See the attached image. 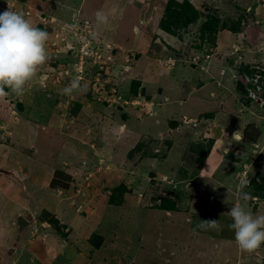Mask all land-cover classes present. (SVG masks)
<instances>
[{"label": "rangeland", "instance_id": "374dc122", "mask_svg": "<svg viewBox=\"0 0 264 264\" xmlns=\"http://www.w3.org/2000/svg\"><path fill=\"white\" fill-rule=\"evenodd\" d=\"M46 2L0 0V12L11 5L49 33V59L38 69L37 77L25 85L22 94L5 88L8 95L0 97V264H43L26 250V241L37 231L59 251L53 264H264V244L253 252L241 250L228 215L234 204H245L237 197L240 181L264 171V119L256 116L255 105L241 120L259 123V142L255 146L231 144L214 175L192 178V187L185 181L196 174L206 151L209 155L213 151L212 158L218 157L221 137L200 142L191 127L181 136H165L168 118L180 114L176 110L178 90H189L193 78L217 69L216 61H244L264 54V0H229L226 10L216 9L221 22L229 17L234 21L243 17V21L237 35L227 29L218 33L217 52L210 54L212 68L205 61L197 63L198 55L191 58L199 43L197 26L181 38L162 33L159 42L153 35L135 37L132 23L141 29L142 20L131 6L127 15L116 16L115 0ZM97 3L104 4L97 8L107 15L106 24L96 22L93 9ZM82 4L81 15L76 9ZM150 22L154 23V14ZM245 25L244 33L249 29L251 37H239ZM113 27L115 34L110 32ZM257 31H261L259 37ZM143 33L141 29L139 34ZM110 41L126 49L114 48ZM149 45L150 54L174 72L161 76L152 72L155 68L150 61L154 60L145 53ZM73 79L80 80L87 91L63 94ZM215 79L219 88L212 99L224 102L216 117L227 131L236 126L230 111L238 103L221 88L225 84L220 81L222 76ZM133 81H142L140 87L150 99L138 96L133 102L126 101ZM191 102L187 101L190 109ZM76 103L78 114L74 116ZM123 114L127 120L122 119ZM164 136V141L172 143L165 160L161 154L139 160V152L132 151L142 142L143 148L165 153ZM131 151L140 161L139 167L132 165ZM58 170L69 175L67 187H55ZM162 175L169 182L162 180ZM121 183L131 191L124 192L122 204H109V196ZM244 190L253 192L252 188ZM159 196L176 200L180 211L154 207ZM252 197L256 198L248 201L246 208L254 215L264 214V196ZM18 213L30 223L21 234L16 224ZM53 216L60 219L66 238H60ZM209 219L220 221L219 231L196 228L200 220ZM93 235L102 237L99 248L90 241Z\"/></svg>", "mask_w": 264, "mask_h": 264}, {"label": "crops", "instance_id": "0c3cea01", "mask_svg": "<svg viewBox=\"0 0 264 264\" xmlns=\"http://www.w3.org/2000/svg\"><path fill=\"white\" fill-rule=\"evenodd\" d=\"M55 1L57 2V0ZM98 1L103 2V0H98ZM165 1L166 0H115L116 7L114 10V13H116L115 14L116 16L118 15V13H121V17H122L124 15H127L126 12L128 11L129 6L133 7L134 9L131 11H135V14H138L139 21L142 20L141 22H142L143 28L141 27V29L144 32L143 34H139V31H141V29L138 27V23H132V28L134 27L135 37H138V36L146 37L147 35H153L154 37L156 36L155 38L159 39L160 37H164V35L162 34L164 33V31H162L159 28L158 22H159L160 17L163 14V7L161 8V6H163V3ZM177 1H182V0H177ZM189 1L196 9H199V10L203 9L206 4L214 9L226 10L227 8H224V7L228 6V2H229V0H189ZM230 1L235 2L236 0H230ZM52 2L53 0L51 1L47 0L46 3L50 5L52 4ZM102 5L104 4L97 3V5L94 6V9H93L94 15L97 11H100L99 8H102ZM97 6L99 8H97ZM83 8L84 6L82 4L79 7V9L77 8L76 10L77 11L79 10L78 11L79 14L82 15ZM71 12L69 13L70 15H71ZM153 14H154V23L152 24L150 20ZM72 15H74V13H72ZM89 22L91 24H94L91 20ZM151 25H152V29L150 28ZM148 28L151 29V32L148 31ZM110 32H113V34H115L116 32L115 27H113L112 29L110 28ZM228 32L231 33L230 31ZM260 32L261 31L259 32L257 31L258 37H259ZM169 37H173V36H169ZM218 37H219V34H218ZM240 37H251V36H250V33H246L245 35L242 33ZM159 42H160V39H159ZM109 43L114 44L115 46L114 48L126 49L125 46H119L117 42L110 41ZM131 47L134 48L132 44H131ZM141 51L144 52V49H141ZM145 53L148 55V58L152 57V59L154 60V61H150V64H152L151 66L155 68V69H152V72H155L158 76H161L165 72L167 73V71H171V69H168L165 66V63L163 62V60L158 59V56L155 58L153 57L152 54H150L151 53L150 45L149 47L146 46ZM220 53H223V52H220ZM258 56L260 57L262 55H258ZM250 57H251L250 60L245 58L246 60L244 59L243 62L245 63L251 62L253 58H257L256 56H253V55H251ZM216 62H217V69H218L219 66L222 64V61L220 60ZM212 63L214 62L210 61V66H209L210 68H212L211 67ZM194 68H197V67H194ZM217 69L212 68L210 69V71L208 70L207 74L203 72V74L205 75H202L201 77H198V78H193V81L195 82L189 86V90H186L185 92H183L182 90L180 92L178 90L176 110L180 111V114L171 116L170 118H168V122H167V125L169 124L170 121H176V123H179L176 127L173 128L172 126H170L165 131V134H166L165 136L170 137V138H172L171 135L176 136L178 134V136H181L185 131L187 130L190 131V127H191V130L195 133L194 137L196 138L197 141H200V142L205 138H207L208 140L212 139L211 136L221 137V139L217 143L219 147L218 152L220 151V153H218V157L215 155V157L212 158L211 155L213 154V151L210 152V155H209V152L207 153L206 151V155L204 159L200 161L198 164L196 174L191 175L185 181L186 186L188 188L195 185L193 183L194 179L191 180L192 178H195V177L196 178H210L214 175L217 168L220 166V162L223 160L224 155H226V152L228 151L227 149H229L228 147L231 146V144L242 143V145H245V146L246 145L252 146V145H256V143L259 142L261 138V131L258 125L259 123H256L257 121H255L254 119H251V120L245 119V121L241 120V118L243 119V117L245 116L246 112L249 111V107H251L253 103L246 104L244 96L240 95L238 91L237 84L233 82L232 80H230L228 75L225 77L222 76V79L220 81L223 80L226 86L225 84H221L222 85L221 88H223V90L227 89L234 96V98L236 99L235 103H238V107L235 108L234 111H230L231 114L235 117L236 126H232L228 128L229 130L227 131H229V133L223 129V127L225 126L223 122H220V118L217 119L216 113L222 112L224 108V102L221 100L212 99L213 97H215V92H214L215 88L216 89L219 88L218 85H216V82L218 80L215 79L216 76L219 74L217 73L213 74V72H216ZM174 70L175 69L173 68L172 71L174 72ZM141 82L142 81H140V83ZM144 85L145 84H142V86ZM178 87L180 88V86ZM140 97L143 98L144 96L140 95ZM127 99L126 101L130 102V99L129 100ZM143 99L148 100L145 97ZM190 100H192L191 103L193 104L191 109H190V105H188L187 103V101L189 102ZM212 100H216L217 102L215 101V103L212 105L211 104L213 102ZM184 109H186L187 111H185ZM235 132L239 134V137L238 135L233 136ZM226 135H228L227 138H226ZM165 136L162 138V140L163 139L165 140ZM168 143L169 144L167 145L168 147L166 146L167 148L165 150V154L169 150V148L172 147V143L171 142H168ZM211 148L214 149L215 146H212ZM214 151H215L214 153H216V148L214 149ZM162 158H164L165 160L166 155L165 157H162ZM153 163L154 162H151V166H154L156 168V165ZM161 178H165L166 180L168 179L166 175H162ZM69 180L70 178L68 174L65 173V171L60 172L59 174L55 175V179H54L55 187H59L60 185L62 186L66 185L68 184ZM167 182L169 181L167 180ZM18 214H21V213H18ZM40 225L42 226V228H45L44 226H46V225H43L42 222L40 223ZM60 238L63 239V236H60ZM26 250H28L32 256H34L36 259L41 261L43 264H53L54 261L59 256L58 249L45 239L43 233L39 234L38 231L26 241Z\"/></svg>", "mask_w": 264, "mask_h": 264}, {"label": "clouds", "instance_id": "9594fccd", "mask_svg": "<svg viewBox=\"0 0 264 264\" xmlns=\"http://www.w3.org/2000/svg\"><path fill=\"white\" fill-rule=\"evenodd\" d=\"M95 18L99 24L108 22L107 15L102 11H97ZM48 38L47 30L30 23L23 13L12 10L11 5L0 12V97L8 95L5 88L10 89L14 94H22L25 85L37 77L38 69L49 59L46 50ZM209 60L210 58L202 60L206 62L207 67L210 66L208 64L211 60ZM222 66L223 63L218 68V74ZM227 75L228 72L221 76ZM62 91L63 94L70 96L73 92H86L87 88L81 85L80 80L73 79ZM137 97H130V102H133ZM255 107L256 116L262 119L261 110L256 105ZM237 135L239 137L238 133L233 134V136ZM249 184V180H241L237 192L238 199L244 201L245 204L256 198L244 190ZM245 204H234L229 209L228 215L232 221L230 227L234 231V238L239 248L243 251L253 252L264 244V214L254 215L251 209L246 208ZM196 228L205 231H219L221 224L218 219L200 220Z\"/></svg>", "mask_w": 264, "mask_h": 264}, {"label": "trees", "instance_id": "16d2710c", "mask_svg": "<svg viewBox=\"0 0 264 264\" xmlns=\"http://www.w3.org/2000/svg\"><path fill=\"white\" fill-rule=\"evenodd\" d=\"M212 9L211 7H208L206 5L201 10L196 9L189 0H182V1L166 0L163 3V14L159 19L158 26L168 36L179 37V38H181L185 32H188L190 27L197 26L195 32L197 34V40L199 43L195 46L196 48L193 50L191 58H194L195 55L200 56L198 59L200 61L197 62L200 64L201 61L205 58L206 54L210 55L213 54L214 52H217L216 44L218 39V33L220 31L227 29L232 34L237 35V33L241 32L240 30L242 28L241 23L243 21V17H238L236 21H234V19L229 17L226 21L221 22L219 15L216 14L218 11L216 9H215L216 11ZM246 26L247 25L243 26L242 33H244V29ZM160 38L162 39V37ZM197 65L198 64H196V67ZM245 68H248V65L245 64L244 62L243 69ZM215 73L218 74V69L216 70ZM236 84L240 95L244 96L246 104H250L252 101H250V99L247 98V95L245 93V86L243 82L241 80H238ZM140 95L144 96L146 99H150V95L146 92V90L140 87V82L133 81L130 85L129 95H127V98L133 96H140ZM18 106L19 108H22V105L20 103L18 104ZM78 107L79 104L73 109L74 116L78 114L77 111ZM122 116H123L122 117L123 120L124 119L127 120L126 114H123ZM178 124L179 123H176V121H170L167 126L168 128L170 126L174 128ZM164 142L166 146L169 144L166 141ZM135 150L140 154L139 160L144 157L156 158L158 157L159 154L163 155L162 157H165L166 155L165 153H159V149L155 150L149 146L143 148L142 142L138 144L135 148H133L132 151ZM132 151L128 154V157L133 160L132 161L133 166L139 167L140 161L133 154ZM60 172H63V170H58L56 173L59 174ZM149 173L151 176H153L154 171L153 172L150 171ZM248 180L250 181V184L246 187L247 190L249 188H252L253 192L251 193V195L262 198L264 196V171H259V170L256 171L252 176L249 177ZM128 191L130 192L131 189H128L124 183L119 184L113 190L112 194L109 196L107 200L108 203L112 205L122 204L124 201L123 194L124 192H128ZM158 200L159 203L158 204L154 203V207L160 210H164L166 212L180 211V207L177 206L176 200L164 196H159ZM250 201H253V199H251ZM44 214L48 215V213L46 214V212H44L43 215ZM44 220L46 219L44 218ZM52 221L55 223L54 226L58 228L60 232L59 235L65 238L66 232H61L60 230L61 228V225H59L60 219L53 216ZM39 222H41L40 217H39ZM90 241L93 243L94 247L99 248L102 242V237L98 235H93V238H91Z\"/></svg>", "mask_w": 264, "mask_h": 264}, {"label": "built area", "instance_id": "2783aa9c", "mask_svg": "<svg viewBox=\"0 0 264 264\" xmlns=\"http://www.w3.org/2000/svg\"><path fill=\"white\" fill-rule=\"evenodd\" d=\"M210 56L206 54L205 59H209ZM243 63L240 59H234L231 62L229 60L221 67L219 74L224 75L228 72L232 81L241 80L245 86L247 98L261 110V117L264 119V54L245 63L248 68L243 69Z\"/></svg>", "mask_w": 264, "mask_h": 264}, {"label": "water", "instance_id": "95a60500", "mask_svg": "<svg viewBox=\"0 0 264 264\" xmlns=\"http://www.w3.org/2000/svg\"><path fill=\"white\" fill-rule=\"evenodd\" d=\"M1 170V169H0ZM17 227H18V232L21 234L23 232V230L26 227H29L30 223L29 220L26 218V216L22 215V214H18L17 215V221H16Z\"/></svg>", "mask_w": 264, "mask_h": 264}, {"label": "flooded vegetation", "instance_id": "af4514ba", "mask_svg": "<svg viewBox=\"0 0 264 264\" xmlns=\"http://www.w3.org/2000/svg\"><path fill=\"white\" fill-rule=\"evenodd\" d=\"M248 30H249V29H248ZM248 30L246 29V30H245V33H243V34L245 35V34L248 32ZM252 32H253V31H252ZM253 34H254V33H253ZM252 36H253V35H252ZM221 264H222V263H221Z\"/></svg>", "mask_w": 264, "mask_h": 264}]
</instances>
